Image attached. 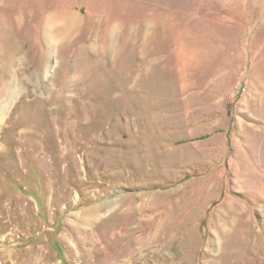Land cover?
Returning a JSON list of instances; mask_svg holds the SVG:
<instances>
[{
	"label": "rangeland",
	"instance_id": "rangeland-1",
	"mask_svg": "<svg viewBox=\"0 0 264 264\" xmlns=\"http://www.w3.org/2000/svg\"><path fill=\"white\" fill-rule=\"evenodd\" d=\"M123 1L0 0V264H264V0Z\"/></svg>",
	"mask_w": 264,
	"mask_h": 264
},
{
	"label": "crops",
	"instance_id": "crops-1",
	"mask_svg": "<svg viewBox=\"0 0 264 264\" xmlns=\"http://www.w3.org/2000/svg\"><path fill=\"white\" fill-rule=\"evenodd\" d=\"M167 0H165L164 2H166ZM254 0H245V3H252ZM122 2H124L123 0H122ZM171 2H172V0H169L168 1V3L169 4H171ZM221 90H223V89H221ZM221 90L220 89H216V91H215V93L216 94H219V95H222V93H221ZM204 92V91H203ZM207 96V95H206ZM217 101V100H216ZM204 114H202L201 116H203ZM219 115H221V113L219 112V110L218 109H216V110H211V111H209V112H207V115H205V118L208 120L206 123H205V125L204 126H206L207 125V123H208V125H211V123L212 122H214V127L212 128V126H207V128L206 127H203L202 128V130L200 131V132H194V133H192V131H189V129H188V127H186V130H185V133H187L188 135H187V139H191V141L190 142H200V141H202V140H206V141H208V140H213L217 135H216V133L217 132H215V131H218L217 129L219 128L217 125L219 124L216 120H217V118L219 117ZM200 116V115H199ZM198 116V117H199ZM211 116H213V118L210 120V118H211ZM190 126H191V129L194 131V130H196V127H197V129H199V128H201L202 126H200V125H196V124H194L193 125V123H190ZM190 128V127H189ZM206 132V136H204V137H201L200 135H197V133H200V134H203L202 132ZM216 135V136H215ZM202 138H204V139H202ZM212 141H209L207 144H209V143H211Z\"/></svg>",
	"mask_w": 264,
	"mask_h": 264
},
{
	"label": "bare ground",
	"instance_id": "bare-ground-1",
	"mask_svg": "<svg viewBox=\"0 0 264 264\" xmlns=\"http://www.w3.org/2000/svg\"><path fill=\"white\" fill-rule=\"evenodd\" d=\"M11 98V97H10ZM1 108H4V106L3 107H1Z\"/></svg>",
	"mask_w": 264,
	"mask_h": 264
}]
</instances>
